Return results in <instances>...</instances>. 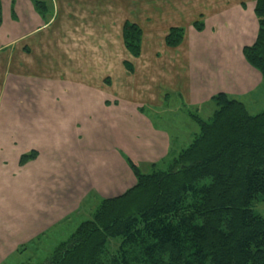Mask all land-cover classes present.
<instances>
[{
  "label": "crops",
  "instance_id": "obj_1",
  "mask_svg": "<svg viewBox=\"0 0 264 264\" xmlns=\"http://www.w3.org/2000/svg\"><path fill=\"white\" fill-rule=\"evenodd\" d=\"M197 1L0 0V264H24L17 256L51 229L66 233L72 219L132 188L136 179L128 161L142 173L164 169L198 131L189 113L201 119L214 113L216 94L248 110L245 100L257 95L262 78L242 54L257 35L256 0L220 8ZM72 2L86 17L99 10L110 18L98 26L101 40L121 45L125 22L140 27L141 54L131 59V71L124 60L114 77L107 74L100 83L89 70L72 76L67 61L53 60L73 52L69 43L65 47L67 35L64 49H57L61 40L53 34ZM197 21L203 22L201 32L193 27ZM171 28L184 30L175 48L164 42ZM137 62L142 71L160 65L167 72L161 96L152 80L138 82ZM31 154L21 165V157Z\"/></svg>",
  "mask_w": 264,
  "mask_h": 264
},
{
  "label": "trees",
  "instance_id": "obj_2",
  "mask_svg": "<svg viewBox=\"0 0 264 264\" xmlns=\"http://www.w3.org/2000/svg\"><path fill=\"white\" fill-rule=\"evenodd\" d=\"M41 5L34 2L37 11ZM254 13L257 35L242 54L264 78V0H256ZM193 27L201 32L203 22ZM121 36L138 57L140 27L125 22ZM183 37L182 28H171L165 44L175 48ZM211 102L208 121L191 114L198 132L166 171L142 173L128 161L135 185L102 199L41 264H264V218L253 210L264 199V110L252 115L222 93Z\"/></svg>",
  "mask_w": 264,
  "mask_h": 264
},
{
  "label": "rangeland",
  "instance_id": "obj_3",
  "mask_svg": "<svg viewBox=\"0 0 264 264\" xmlns=\"http://www.w3.org/2000/svg\"><path fill=\"white\" fill-rule=\"evenodd\" d=\"M114 1L118 2L119 0H114ZM122 1H124L125 4L127 5L130 4V0H122ZM235 1L236 0H211V2L208 1V3L209 6L214 5L216 8H220V7H230ZM137 2H140V0H137ZM72 4L73 7L69 9L65 7L63 8V12L60 15L61 23L60 22L59 23L56 22V24L54 23L53 34H56V36L61 40L55 42L57 49H64V40L62 38L65 37V35H67V40L65 41V47L68 48V43H69L70 44L69 47L73 49V52L72 54H68L67 56L58 54V56H56L55 58L52 57L53 60L55 59L56 61H59L61 63L67 61L70 64L69 66H71L72 68V72H73L71 74L72 76L81 75V74H83L84 76V72L86 70H89L88 74L90 76V79H96L97 76H100V81L104 77L105 80H107L108 79L107 74L111 75L110 77H114V74L117 73V71L119 72L118 67L119 66L122 67V62L124 60H128L127 64H130L131 59L140 58V55L138 57H132L126 51V49L122 47L123 43H121L120 45V43L117 40L114 39L101 40L102 34H100L101 32L99 31L98 26L101 24L107 25V22L111 23L112 21H110L109 17H103L100 14L99 10H89L86 17V11L77 8L74 2H72ZM197 4L200 6H204L205 0H198ZM123 11L124 10L121 9L122 14ZM126 12L128 11L126 10ZM91 16H93L92 19ZM110 26L113 30L116 29L113 28L111 24ZM116 32L117 31L115 30L114 34H116ZM69 37L71 38L70 41H69ZM100 48L104 49V53H103L104 57H101V51H99ZM124 50L128 53L130 57L127 56ZM218 50L226 51L224 48L221 49L218 48ZM140 54H141V50H140ZM102 59H111L110 60L111 65L113 64L114 60L117 61L119 64L115 62V67H113V65L111 66L106 62H102ZM137 65L140 70L137 78L138 82L140 83L145 82L148 79L152 80L153 92L156 91V93L161 96L165 90L166 83L169 80V78L167 77V72L162 71L160 65L155 67L151 66V68H145L144 71L141 70L142 68L140 67L138 62ZM150 69H152V71H150ZM109 70L112 72H109ZM59 72H61V70L57 69L55 74H58ZM102 81L100 83H102ZM258 90H257L258 92L256 91L257 95L254 98L248 97V99L245 100L246 106L248 108V112L252 115H256L264 110V78L263 77L261 78V84ZM213 110H211V112L209 110V114L210 113L211 114L205 119H203L204 121H208L209 118L212 117ZM189 114L196 115L195 113L192 112H190ZM199 116L200 115H198L197 117ZM201 117L203 118V115H201ZM193 123L196 127H198L195 122ZM166 170H167V166H165V168L162 169V171H166ZM96 207L97 206H95V208L87 215V217L83 216L84 218H81L80 220L72 219L74 220V222L71 225V228H69L66 233L60 231V229H58V231L54 233L52 232L51 229V232L46 237L40 239V241L36 243L34 248L33 247L29 248L25 252L23 251L20 255H18L17 260L24 261V264H41L44 260H46L48 257L52 255L53 251L61 242H65L69 238V236L73 233V231L78 227L80 223L90 219ZM253 210L256 214L264 218V199L262 201H258L254 203ZM80 217H82V215ZM60 236L64 237L63 240H60L61 239ZM52 237L59 238V241H57L56 238L52 239Z\"/></svg>",
  "mask_w": 264,
  "mask_h": 264
}]
</instances>
